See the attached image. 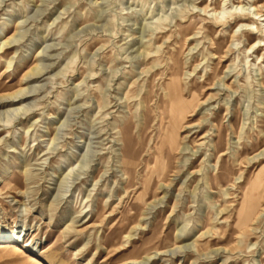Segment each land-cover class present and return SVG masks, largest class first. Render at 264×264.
<instances>
[{"label": "rangeland", "instance_id": "obj_1", "mask_svg": "<svg viewBox=\"0 0 264 264\" xmlns=\"http://www.w3.org/2000/svg\"><path fill=\"white\" fill-rule=\"evenodd\" d=\"M239 1L0 0V98L26 96L0 103V264H264V49Z\"/></svg>", "mask_w": 264, "mask_h": 264}, {"label": "bare ground", "instance_id": "obj_2", "mask_svg": "<svg viewBox=\"0 0 264 264\" xmlns=\"http://www.w3.org/2000/svg\"><path fill=\"white\" fill-rule=\"evenodd\" d=\"M233 7H235L236 10L232 11L233 13H229V16H228L229 18H232L233 16H235L236 18L237 17H241L243 19V21L240 23V25L244 26L246 28V30H248L250 32V34H251V31H253V30H255L257 33L262 32L260 38L258 39L259 43L256 42L251 48V49L256 48L254 53L258 54L260 51H262L264 49L263 48V46H264V31H263V29L261 30V27L259 26V21L264 20V18H263L264 14H262L264 12V5H260L261 8L254 7V12H253V11H250V10L246 9L245 6H243V3L240 0L236 6H235V4H233ZM238 8H241V11H239ZM214 10L217 12V9H214ZM225 11H226V7L223 6L222 9L219 10V12H220L219 14H223V12H225ZM240 13H243V14H240ZM216 19L219 20L220 17L218 16V17H216ZM261 57L264 58V53H263V55ZM259 59H260V57L258 56V60ZM262 62H264V60ZM31 73L32 74H36V72L33 71V70L31 71ZM227 87L230 88L229 85H227ZM25 97H26L25 93L23 92V89L21 88V89H18L17 91H15V92H13L12 94H9V95L1 97L0 98V103H3L4 102L3 100L5 98L6 99H8V98L12 99L13 102H15V101H21ZM176 109H177V112L179 113V118L175 120V126L176 127H180L181 124L183 123V121H185L188 116L186 115V112L184 111V109L182 107L179 106ZM196 110L197 109H195L194 112ZM194 112L191 113L189 116L193 115ZM171 134H173V133H171ZM173 135H176V133L173 134ZM175 138L176 137L170 138V143L172 145H176V140L178 138L177 139H175ZM221 154L225 155L224 152H222ZM259 184L262 185L264 183L261 182ZM263 187H264V185H263ZM245 198H246L245 200H246L247 204L245 205V207L243 209V212H242V214L240 216V219H241V222H242L243 226L248 224L249 222H251L255 218L256 213H257L258 204L261 203V193L259 191H255V189H251V190H249L246 193V197ZM19 233L21 234V232H19ZM0 237H4V238L9 237V239L7 241H5L3 243H0V249L3 250V251H6V250L10 249L11 247H14V245L11 242L16 241L17 239H19V236L17 237V232L15 230H13L9 234H1V232H0ZM31 262L33 264H41V262L39 260H37L36 258H34V257L31 258Z\"/></svg>", "mask_w": 264, "mask_h": 264}]
</instances>
